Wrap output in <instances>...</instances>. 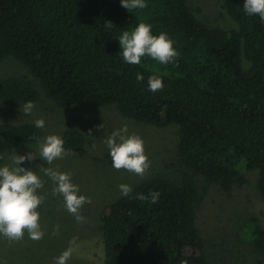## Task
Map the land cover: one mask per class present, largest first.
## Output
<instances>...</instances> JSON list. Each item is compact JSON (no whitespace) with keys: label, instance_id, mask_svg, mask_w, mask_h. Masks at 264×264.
<instances>
[{"label":"trees","instance_id":"16d2710c","mask_svg":"<svg viewBox=\"0 0 264 264\" xmlns=\"http://www.w3.org/2000/svg\"><path fill=\"white\" fill-rule=\"evenodd\" d=\"M222 1L234 29L208 26L187 0H146L132 13L120 0H0V62L21 63L57 105L113 106L125 118L180 129L181 178L143 179L102 214L104 264H213L197 227L210 188L230 194L256 171L264 199V21L244 13L243 0ZM141 21L168 33L173 63L123 62L117 38ZM153 74L164 87L150 92ZM38 98L28 78L0 82L4 103ZM41 134L34 123L1 124L0 152L33 145ZM63 140L71 152L86 145L75 128ZM150 192H159L155 202ZM249 237L264 255V228L255 225Z\"/></svg>","mask_w":264,"mask_h":264},{"label":"rangeland","instance_id":"374dc122","mask_svg":"<svg viewBox=\"0 0 264 264\" xmlns=\"http://www.w3.org/2000/svg\"><path fill=\"white\" fill-rule=\"evenodd\" d=\"M187 2L197 17L208 26L224 30L235 28L223 10L222 0ZM7 78H28L33 81L39 98L28 115L23 113L21 103L0 101V125H22L43 118L45 126L39 128L42 133L40 141L51 134L63 138L67 129H78L86 140L84 148L76 152L69 151L68 155L54 160L50 167L70 173L72 182L79 185L80 193L89 197L91 203L84 204L79 210L84 220L77 222L75 216L65 209L63 198L52 194L54 185L51 180L37 169L45 181L41 190L45 199L38 208L44 235L33 240L25 232L22 239L15 241L0 236V264H55L56 258L69 247L73 250L66 264H104L101 216L110 203L122 197L118 185L127 184L133 188L139 181L157 174L172 180L181 178L177 165L179 127L171 125L159 128L140 123L125 118L113 106L95 107L89 103L59 106L41 88L30 71L12 58L0 62V82ZM102 124V128L97 127ZM125 124L130 133L138 134L144 141L150 166L143 176L111 167V157L103 141L114 129ZM31 151L38 157L37 143L0 152V164L9 163L12 152L24 154ZM43 163L39 158L30 163L25 162L32 168ZM245 178L246 182L235 185L230 194L213 185L197 212V227L213 264H264V255L257 252L249 237V231L255 225L264 228V199L258 189V173L247 172Z\"/></svg>","mask_w":264,"mask_h":264},{"label":"clouds","instance_id":"9594fccd","mask_svg":"<svg viewBox=\"0 0 264 264\" xmlns=\"http://www.w3.org/2000/svg\"><path fill=\"white\" fill-rule=\"evenodd\" d=\"M121 7L132 13L133 10H143L147 7L146 0H120ZM243 11L249 16H258L264 21V0H243ZM113 24L108 21L105 29H110ZM152 25L144 21L136 24L131 30H123L119 35V54L124 63L138 65L142 57H150L159 64L167 65L173 63L178 56L174 47V41L167 32L154 34ZM143 74L137 73L136 80L143 81ZM148 91L155 92L164 87L163 79L158 74H153L147 80ZM34 104L26 101L21 104L25 115L32 112ZM34 126L43 128V118L35 119ZM102 128V125H98ZM91 136V133L89 134ZM111 157V167L117 170L124 169L143 176L145 170L150 166V161L145 154L144 141L135 133H130L125 124L114 129L103 141ZM39 148L38 157L33 152L17 154L12 152L9 163L0 164V236L10 241L20 240L25 232L29 239L38 240L44 233L39 223V206L43 203L45 196L42 193L45 181L43 176L48 177L52 184V194H58L63 198L65 209L75 216L77 222H82L84 217L79 215V210L91 199L80 193L79 185L72 182L71 174L56 170L52 165L56 159L63 158L69 154L64 147V140L57 134H51L37 141ZM95 148V145H92ZM39 158L43 164L35 168L28 167L25 162H31ZM46 164L47 166H44ZM40 169V171H37ZM121 196H127L132 188L127 184L118 185ZM159 192H150L149 198L155 202L159 198ZM140 200L145 199L144 194H137ZM74 242V241H73ZM71 243V242H70ZM72 248L69 247L56 258L55 264H66L70 257ZM186 264V262H181Z\"/></svg>","mask_w":264,"mask_h":264}]
</instances>
